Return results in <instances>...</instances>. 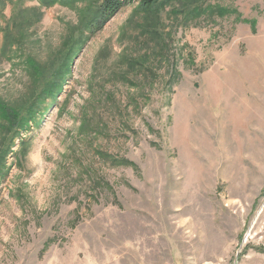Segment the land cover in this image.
<instances>
[{"label": "rangeland", "instance_id": "1", "mask_svg": "<svg viewBox=\"0 0 264 264\" xmlns=\"http://www.w3.org/2000/svg\"><path fill=\"white\" fill-rule=\"evenodd\" d=\"M89 5L0 0V264H264V0Z\"/></svg>", "mask_w": 264, "mask_h": 264}, {"label": "trees", "instance_id": "2", "mask_svg": "<svg viewBox=\"0 0 264 264\" xmlns=\"http://www.w3.org/2000/svg\"><path fill=\"white\" fill-rule=\"evenodd\" d=\"M81 0H40L43 6L50 7L57 3L62 5H74ZM172 0H90L89 14L90 19L84 25L90 34H98L105 26L125 8L139 4L141 10L146 12H156L161 5ZM187 18L198 17L199 8L183 7L180 11ZM196 14V15H195ZM21 120V115L17 116L16 122Z\"/></svg>", "mask_w": 264, "mask_h": 264}]
</instances>
